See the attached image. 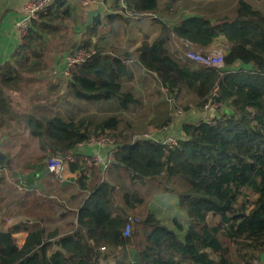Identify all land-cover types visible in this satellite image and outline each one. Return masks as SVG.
<instances>
[{"label": "trees", "instance_id": "trees-1", "mask_svg": "<svg viewBox=\"0 0 264 264\" xmlns=\"http://www.w3.org/2000/svg\"><path fill=\"white\" fill-rule=\"evenodd\" d=\"M80 1L55 0L33 20L11 60L0 66V130L10 116L8 93L22 92L27 75L47 70L49 40L67 29L68 20L77 21ZM114 1L116 13L95 17L84 34L91 37L82 48L94 47L96 54L71 72L68 89L75 101H115L122 112L136 106V95L123 85L133 78L127 63L134 61L158 78L172 101L190 97L193 106L186 109L201 111L211 102L226 111L211 121L184 122L173 146L127 136L121 113L70 122L29 114L27 127L42 152L32 169L37 175L48 174L45 158L75 153L104 135L113 140L115 151L107 174L95 164L70 165L79 174L77 186L88 195L67 231L51 230L42 219L0 229V264H254L264 255V12L239 0L236 15L217 22L192 16L169 26L155 18L162 29L151 43L112 55L94 41L102 19L114 30L118 21L129 24L160 13L159 0H127L126 9ZM220 38L227 44L221 68L190 59L182 64L168 48L176 39L205 52ZM0 165H11L2 152ZM152 191L174 194L188 224L174 220L175 229L169 228L147 209L125 236L129 213L139 212L146 204L142 193ZM16 206L25 209L27 201ZM25 210L26 216H38ZM21 233L27 234L23 246L17 238Z\"/></svg>", "mask_w": 264, "mask_h": 264}, {"label": "rangeland", "instance_id": "rangeland-1", "mask_svg": "<svg viewBox=\"0 0 264 264\" xmlns=\"http://www.w3.org/2000/svg\"><path fill=\"white\" fill-rule=\"evenodd\" d=\"M239 0H175L170 2L169 0H159L160 4V13H158L155 16H149V23L150 25L148 27H143L140 30H137L136 28H132L131 22L127 25L124 24H117V38L116 36V30H112L110 26H106L105 24L99 29V32L97 34V37L95 38V41H97L98 45L102 47L101 49L104 50L108 54L112 55H121V50H117V47H121L119 44V41L115 42V39H119L122 36V33L127 37H138L139 33L141 32L144 35L152 36L153 31L151 30V27L154 26L153 21H155V18H158L157 20L164 21L170 25H175L179 21H181L184 18L192 17V16H205L207 18H210L213 22H217L218 20L224 19L226 17L232 18L236 15L237 10V3ZM249 3H251L255 8L261 10L264 12V0H246ZM108 2V1H104ZM110 6H108L107 10L114 11L117 9L116 4L114 2H110ZM169 5V6H168ZM102 6L101 3H94L91 5H78V10L75 11V15L77 17V21L74 23L73 20H68L67 22V29L64 31V29L60 30V32L56 35H54L49 40V48L46 50V61L47 65L49 66V69L53 67V65H57L59 67H62L66 64V58H70L69 56L75 52L78 51H84L82 48L83 43L87 41V39L91 36H83V33L80 32V29L85 25L87 27H92L93 22L89 18L88 13H84V9L92 8V7H98ZM117 11V10H116ZM115 11V12H116ZM146 18H140V19H134L133 21H142ZM87 20L91 22H87ZM153 20V21H152ZM81 26V27H79ZM112 39V40H111ZM111 40V41H109ZM109 41V42H107ZM226 45L223 40H218L217 43L213 46V49H210L208 51L202 52L201 50H196V48L191 47L189 44H185L184 42L178 41V40H172L169 43V50L171 53H173L177 60H179L182 64H186L190 61L191 63L195 60V57L199 56H206L209 55L213 51H224L226 50ZM81 48V49H80ZM95 50L94 47H90L87 50ZM96 51V50H95ZM66 52V56H64V53ZM172 54V55H173ZM190 59V60H188ZM188 60V61H187ZM223 66L217 67L221 68ZM43 76L44 78H49L50 73L44 72L41 74H37L34 76H26V81L35 82L40 79V77ZM61 79L63 80L64 85L68 88L69 83V77L65 76V67L63 68V75L61 74ZM61 80V81H62ZM28 82L23 85L24 90L22 92H19L23 94L24 92H31L29 91L25 85H28ZM45 85V84H44ZM44 85H36L34 87V91L32 92H44L39 90ZM38 90V91H37ZM157 92V90L155 89ZM11 95V92L8 93ZM68 96L69 98L73 97L71 94V91L68 90ZM11 97V96H10ZM20 97V96H19ZM137 97H140L137 95ZM168 98V96H167ZM163 99L164 109L166 111L170 110V118L173 119L176 116L185 115L188 112L191 111H197L202 112L207 115L208 121L213 120V118L217 115L220 116L224 111L222 108H209L208 111L205 109L198 111L194 108L186 109V107L189 105H192V99L188 96H185L182 100L179 101H172V99ZM167 100V101H166ZM71 101V99H69ZM74 101V100H73ZM159 101V98H158ZM11 103L12 107H17V102L14 100V98L11 97ZM62 104V103H60ZM73 105V113L77 115L79 118L81 117H95V120L102 118L100 114L104 111H99V108H103L102 110H105L107 112L108 110L114 109L115 105H117V102L110 101V102H88L85 104H81L77 101H74ZM66 105V103H64ZM71 105V104H70ZM68 105L67 107H69ZM79 105V106H78ZM107 105V106H106ZM130 117L128 114H126V118ZM125 118V115H124ZM128 124L130 125V121H128ZM123 130L125 131L126 135L133 138H140V134H133L131 129L128 127V125H123ZM137 135V136H136ZM143 139H152L154 138L153 135H145L142 137ZM168 138H175L178 140V137H167L162 138L168 139ZM42 154V153H41ZM37 154V155H41ZM35 155L31 158H23L21 161H15L11 163V165L5 169L4 178L2 177L3 184L0 183V189L2 190L0 197V208L2 206L6 207L7 205L10 206V210L6 211L4 209L2 212H0V229H6L8 226L14 225L16 222L20 221H28L35 223V220L42 219L43 223L49 227V229L54 230L58 228L62 233L67 231L70 228V223L74 220V212L72 210L73 204L71 201H68V197L71 195H74L78 193L80 190L77 186V182L74 185L66 186L65 188H62L63 186H60L58 183L53 181L50 176L47 178V186L48 189H50L55 195H53V198H49L47 196L39 197L36 195H26L24 193V187H20V176L25 177L29 176L31 174L37 173V170H27L26 167L29 166V164L33 163ZM37 160V159H36ZM50 160V158H45L43 165L46 166L47 162ZM16 184L19 187H16ZM145 191V190H144ZM146 199V204L144 207L137 213H129V216L132 218H138L140 219L142 215H145L148 209L150 212H154L158 219L162 221L164 225H166L169 228H174V220H178L183 226L186 227L188 224L189 219L187 218L186 211L184 209H181L179 205L178 198L174 194H153L152 192H149L147 194H143ZM3 201V202H2ZM26 203L27 201V215L30 212H33L34 214H37L38 216H26V210L21 208L18 205V203ZM31 208V209H30ZM10 212V213H8ZM63 215L67 216L66 218L63 217ZM36 217V218H34ZM135 229V228H134ZM17 238L19 239V242L22 244L23 240L25 238V235H18Z\"/></svg>", "mask_w": 264, "mask_h": 264}, {"label": "crops", "instance_id": "crops-1", "mask_svg": "<svg viewBox=\"0 0 264 264\" xmlns=\"http://www.w3.org/2000/svg\"><path fill=\"white\" fill-rule=\"evenodd\" d=\"M28 1L29 0L0 1V66L11 60L12 56L17 52L20 44L22 43L21 36L16 28V23L23 19L24 10ZM110 4L111 3L107 2L102 3V6L82 9L84 10L85 14L86 12L88 13V16L91 20L98 16L105 18L106 15H113L116 13V10L114 11V9H112V11L107 10ZM75 9V11H77L78 6H76ZM102 20L104 25L106 23V19ZM149 21V18L143 19L142 21H132L131 26L132 28L140 30L143 27H148L150 25ZM87 22L91 21L87 20ZM121 23L124 24L122 21L115 23V38H117V24ZM153 23L154 26L151 27V30L153 31L152 36L144 35L140 32L138 37L131 36L127 38L122 33V36L119 39H115V42L119 41L121 46L120 48L117 47L118 51L121 50L120 54L135 51V49H137L143 42L151 43L159 35L162 29L161 23L157 21H153ZM89 24H85L80 29V32L83 33V36L86 33L87 25ZM168 25L172 26L170 24ZM220 40H223V42L226 44V40L224 38H220ZM210 49H213V46ZM175 55L173 54L174 58H176ZM64 56H66V52L64 53ZM127 64L133 73V78L131 80L125 79L123 81V85L130 89L132 93L136 95V97L137 95L140 96L137 97L139 103L136 106H132L127 112L119 111L117 105H115L114 110L111 109L107 112L102 110L103 108L97 107L99 108V111H104L100 113L104 114L101 115L102 117L121 113L125 115V121L122 123V129L123 125L126 124L131 129L133 134H140V137L148 134L159 139L167 137L180 138L182 135L181 126L184 122L209 120L206 114L202 112L191 111L185 115L174 117L171 123L168 126H165V123H169L171 119L170 110L168 109L166 111V109H164L165 104L163 103V99L167 98L166 90L161 86L158 78L154 74L147 73L146 71L142 70L134 61H129ZM64 67L65 65L62 67L53 65V67L49 69L48 66L47 70L44 72L50 73L49 78H44L41 76L38 81H26V83L28 82V85L25 86L31 92H24L23 94L19 92H11V95H9L17 102V107H12L11 105L10 116L7 117V119L2 123V129L0 130V152L9 156L10 163L21 161L23 158H32L35 155L33 163L29 164V166L26 168L37 169V154H41L42 152L39 149L38 142L31 136L30 130L27 127L28 125L26 120L29 114H33L37 119H39L41 115L48 117L58 115L68 122L79 118L77 115H75V113H73V109H71L73 108V105L77 106L74 104L75 100L73 97L69 98V89L66 85H64L63 80L61 79V74L63 75ZM41 84L45 85L39 90L44 92H32L34 91V87L36 85ZM184 97L185 94L182 95L178 101L182 100ZM69 99H71V101H69ZM167 99H169V97ZM64 103H66V105H64ZM79 103L85 104L88 102ZM68 105L70 106L67 107ZM126 114H128L130 117L126 118ZM216 117L218 116L216 115L214 118ZM127 120L130 121V125L128 124ZM124 134H126L125 131ZM111 149L112 147H102L97 144L89 143L81 145L76 152L99 157L103 161H107L108 154ZM99 168L102 170L100 166H98V169ZM46 172L48 173L47 167ZM104 174L107 173L104 172ZM39 175H41V178H38ZM39 175L34 173L25 177L20 176V187H24V193L26 195H36L39 197L47 196L52 199L55 193L48 189L46 184L47 178L50 176L49 173L46 175L41 173ZM69 175L74 176L76 174L70 171ZM110 176L111 175L109 174V177ZM114 177L117 178V175ZM50 178L53 180L51 176ZM75 183L59 185L63 186L62 188H65L66 186H71ZM16 187L19 186L16 184ZM87 195V192H82L79 190L78 193L75 195L73 193V195L67 198L68 201H71L73 204V211L78 210L83 199L87 197ZM21 234L25 235V238L22 244L18 239V243L20 246H23L26 241L27 234Z\"/></svg>", "mask_w": 264, "mask_h": 264}, {"label": "built area", "instance_id": "built-area-1", "mask_svg": "<svg viewBox=\"0 0 264 264\" xmlns=\"http://www.w3.org/2000/svg\"><path fill=\"white\" fill-rule=\"evenodd\" d=\"M1 1V0H0ZM55 0H29L25 10H24V16L23 19L19 20L16 23V28L21 36V39L28 34L30 27L32 25V22L34 19L38 18L40 13L42 11H45ZM104 1L115 2L114 0H84L80 1L78 4L82 5H91L94 3H106ZM126 3L127 0H119V5L122 9H126ZM81 49V48H80ZM84 51H78L73 54H71L69 57L66 58V64H65V76L71 77L72 70L78 66L82 65L87 61L88 58H90L92 55L96 54V51L91 49H83ZM224 56L225 51L219 50V51H213L209 55L206 56H199L195 57V60H197L201 65L211 68H217L224 65ZM219 105L216 103H208L205 106V110L208 111L209 108L213 107L216 108ZM219 108V107H218ZM155 138V137H154ZM157 141L167 145V146H173L177 144V139L175 138H168V139H159L155 138ZM90 143L100 145L102 147H112L108 154L107 161H103L99 157H94L91 155H87L84 153H72L69 155H65L64 159H59L57 156L53 157L47 162V171L49 175L53 178V180L58 184H68V183H75V181L78 179L79 174L75 173L76 175L70 176V165L71 164H95L96 166H100L103 171H106L113 159L114 155V143L113 140L107 136H101L97 138L96 140H92ZM5 173V169L0 165V177L3 176ZM139 222L138 218H129V223L126 226L125 229V236H130L135 225ZM254 264H264V261L261 259L259 261H256Z\"/></svg>", "mask_w": 264, "mask_h": 264}, {"label": "water", "instance_id": "water-1", "mask_svg": "<svg viewBox=\"0 0 264 264\" xmlns=\"http://www.w3.org/2000/svg\"><path fill=\"white\" fill-rule=\"evenodd\" d=\"M59 159H64L65 158V155H59L57 156ZM38 178H41V175L38 176ZM262 260L264 261V255L261 257Z\"/></svg>", "mask_w": 264, "mask_h": 264}]
</instances>
